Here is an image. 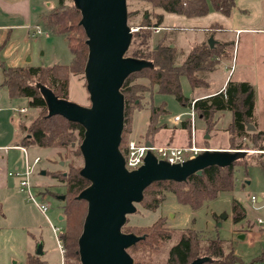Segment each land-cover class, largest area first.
Returning <instances> with one entry per match:
<instances>
[{"label":"rangeland","instance_id":"rangeland-1","mask_svg":"<svg viewBox=\"0 0 264 264\" xmlns=\"http://www.w3.org/2000/svg\"><path fill=\"white\" fill-rule=\"evenodd\" d=\"M19 1L25 4H27L26 1L29 2V19L23 13L19 20L7 18V24L11 23L12 27L0 29V45H2L0 59L6 66L69 65L72 62V53L68 48L65 35L46 29L41 20L43 14L57 6L58 0ZM126 2L127 11L130 12L129 24L132 25V29L141 28L136 25L142 24V17L147 11L149 15L154 11H161L163 16L165 15V21L163 20L164 22L162 21L163 23L158 27L160 28L158 32H154V27L150 28V26L145 27L147 29L145 31H149L151 46L162 40L164 44L174 45L177 50V64L182 62L195 44L207 42L210 37V31H203L206 29L201 30L197 27L210 24L215 41H220L221 37L231 38L229 39L230 45L225 47L229 52V57L228 59L221 58L227 61L219 63L215 70L206 74L209 87L192 88L188 78L182 76L180 78L181 93L185 98L192 99L190 101L192 103L196 96L217 89L226 77L231 81H248L256 93L254 112L256 129L254 131L264 130V32L255 33L246 30L247 28L264 27L262 21L264 0H234L230 15L209 12L203 18L168 13L155 9L144 1L126 0ZM66 3L69 4L70 0H66ZM213 26L215 28H212ZM238 28H243V30L235 35L234 32ZM37 29L40 33H34ZM246 62L247 67H244ZM225 64L226 67H224ZM134 80L143 87L150 84L144 78L136 77ZM1 83L0 70V107L2 110L0 112V142H4L6 138L12 137L14 132L18 131L19 119L29 121L37 116L40 110L28 108L25 98L9 99ZM68 100L89 106V96L83 77L70 74ZM162 107L165 115L162 113ZM22 109L24 110L21 111ZM190 110L189 106H183L173 95L159 93L156 85H153L148 94L136 100V106L132 105L127 110L121 140L138 143L149 141L162 145L163 138H168L169 133L175 135L178 129L185 128L186 130L180 131V137L186 145H175L176 141H173V144H167L185 147L189 145L192 137L191 121H188L189 116L187 115ZM175 115H181V122L177 125L170 122ZM214 121L208 126L194 115L196 146L206 149L211 145H218L227 150H235L233 147L241 141L250 143L249 139L238 137L234 138L233 143L231 142L233 141L230 138L232 132L228 131L232 121L230 111L217 112ZM250 125L253 126V124ZM247 132L253 131L247 130ZM165 133L168 134L165 135ZM11 143L9 139L7 145ZM24 150L22 147L6 148L7 154L0 153V169L6 168V173L8 170L13 173L21 172L24 170L26 157L30 164L36 157H39L40 162L32 166L31 182L36 187L34 191L38 190L40 193L36 194L35 198L38 202L48 203L49 209L46 217L28 199L26 193L19 192L15 188L0 189V264H27V253L35 254L39 244L42 246V253H46L42 257L44 264H60V248L51 225L57 227L58 235L64 230V221L59 219L62 216L64 199L61 200L59 197L64 196L65 190L59 184L57 185V181L53 180L50 174L58 170L67 172L70 164L74 167H82V155L81 157L74 156L65 149L37 146L26 147ZM246 152L251 155L247 158L251 163L246 170L243 167L236 169L233 190L219 192L215 199L196 210L179 203L175 193L167 185L153 190H158L164 195L163 201L156 209L148 210L143 204H136V211L127 215L124 225L149 227L155 221L162 219L164 228L172 233L169 239L161 243L150 244L149 248L139 247L135 252L136 258L147 264H167L170 247L177 242L182 230L190 228L204 238H218L227 241L234 253L245 264H264V150H246ZM42 171H45V174H42ZM251 197H254L256 201L253 202ZM233 200H237L245 210L246 216L239 223H234L232 220ZM258 220H262L263 223L259 224ZM239 235H243V238ZM32 257L36 259L35 255Z\"/></svg>","mask_w":264,"mask_h":264},{"label":"trees","instance_id":"trees-1","mask_svg":"<svg viewBox=\"0 0 264 264\" xmlns=\"http://www.w3.org/2000/svg\"><path fill=\"white\" fill-rule=\"evenodd\" d=\"M149 3L155 9L182 15L186 17H202L211 11L219 12L225 16L230 15L234 0H138ZM128 14V24L130 12ZM152 14V15H151ZM147 11L142 17L141 27L133 31L131 44L125 55L138 58L145 63V67L129 75L122 84L120 91L124 96V118L127 110L136 106V100L151 91L156 85L158 92L173 95L183 106L191 108V100L181 93L180 78L186 76L192 86L208 87L206 74L215 70L221 58L228 59L229 52L225 49L230 43H218L210 48L207 42L195 44L185 55L182 62L177 64V50L174 45L164 44L163 40L150 45V34L145 27L161 26L162 12ZM81 15L73 1L67 4L66 0H58L56 7L41 16L45 28L53 33L63 34L66 37L68 48L72 53V62L69 65L42 66H6L0 59L2 73L1 86L5 87L10 99L25 98L28 108H37L40 113L33 119L18 120V138L16 146L42 147L52 149H65L72 155L80 154V143L83 139V127L68 121L60 115L48 116L46 102L41 94L40 87L49 88L58 98L68 99L69 76L79 75L84 78V67L88 55L86 35L79 25ZM154 18V19H153ZM132 27L131 24H129ZM212 28H215L214 26ZM220 28V27H219ZM213 36L212 29L210 36ZM140 77L148 80L149 85L143 87L135 82ZM86 86V84H85ZM150 88V90H149ZM255 108V93L253 86L247 81L229 80L225 88L217 93L193 99L192 109L195 115L206 125H211L217 112L228 110L232 113L229 126L230 137L249 139L250 143L243 141L233 148L237 150H264V130L247 132V125L253 124ZM190 122V119L188 118ZM122 141V140H121ZM129 140L120 143V151L125 155ZM248 152L232 164L221 166H208L200 175L193 174L184 182L157 181L151 183L143 191V204L148 210H154L164 199L163 193L153 191L167 185L176 195L177 201L196 210L205 203L215 199L221 191H231L235 185L236 169L245 170L251 161H248ZM253 161V160H252ZM255 161V160H254ZM82 167L70 164L69 170L51 172L50 177L57 181L65 190L62 204V220L64 230L58 235L63 252V264H80L78 255V238L87 210V203L78 199V194L89 185V181L80 175ZM232 220L234 223L242 221L246 214L242 205L233 200ZM122 232L144 236L135 245L129 247L127 252L133 258V264L142 263L137 259L135 252L139 247L149 248L150 244L161 243L169 239L171 231L164 228L162 219L155 221L151 226L122 227ZM155 242V243H154ZM198 257H207L203 264H245L238 257L230 243L218 238H204L200 233L188 228L182 230L177 242L168 252L167 264H188ZM27 264H43L38 258L27 256ZM251 264V263H250Z\"/></svg>","mask_w":264,"mask_h":264},{"label":"water","instance_id":"water-1","mask_svg":"<svg viewBox=\"0 0 264 264\" xmlns=\"http://www.w3.org/2000/svg\"><path fill=\"white\" fill-rule=\"evenodd\" d=\"M72 1L80 11L79 25L86 35L88 55L84 80L90 104L83 106L58 98L44 86L40 91L48 116L60 115L84 129L79 146L83 159L80 175L89 185L77 196L87 203L77 252L80 264H133L127 249L144 236L124 233L122 227L127 215L134 213L135 205L142 201L144 189L157 181L184 182L193 174L200 175L208 166H228L246 150L206 149L193 158L173 164L147 151L138 168L127 170L119 149L124 127V96L120 88L129 75L145 67L142 60L125 55L133 35L127 21V2ZM215 42L212 35L207 39L210 48ZM247 130L254 131L255 126L248 124ZM145 144L152 145L149 141ZM41 248L39 244L37 254L42 253ZM206 261L207 257H198L188 264Z\"/></svg>","mask_w":264,"mask_h":264},{"label":"built area","instance_id":"built-area-1","mask_svg":"<svg viewBox=\"0 0 264 264\" xmlns=\"http://www.w3.org/2000/svg\"><path fill=\"white\" fill-rule=\"evenodd\" d=\"M158 28V27H157ZM156 27L153 28L154 32H158L160 28L157 29ZM132 31H135L136 29H132ZM34 33H40V30L37 29L34 31ZM47 35V34H46ZM192 104L191 103V110L187 115L189 116V119L191 121V141L189 145L185 147H176V146H170V145H165V146H158V145H151V147L146 146L145 142L144 143H138L135 141H128L127 146H126V151L124 156V163L125 167L127 170H133L138 168L142 163L143 159L147 153V151H151L157 159L165 160L169 163H182L183 161L195 157L197 154L201 153L202 151L206 150L204 148H200L196 146L195 144V128H194V111L192 109ZM22 109L21 111H23ZM170 122L177 125L181 122V115H175L170 119ZM24 150V148H22ZM25 151V150H24ZM26 154V152H25ZM40 162V158L36 157L33 160V163L30 164L27 157L25 159V167L24 170L21 172H9V176H15L18 177V186L19 190L21 192H24L27 194L28 199L33 202L36 205V208L40 211L41 214L46 216V213L49 209V204L46 202H38L37 199L35 198L36 194H40L38 190H35V186L31 182V175H32V166L36 163ZM251 200L253 202L256 201L254 197H251ZM47 217V216H46ZM258 223L261 224L263 223L262 220H258ZM53 233L56 235V239L60 248V252L63 256V248L61 245V242L58 238L57 232V227L54 225H51Z\"/></svg>","mask_w":264,"mask_h":264},{"label":"crops","instance_id":"crops-1","mask_svg":"<svg viewBox=\"0 0 264 264\" xmlns=\"http://www.w3.org/2000/svg\"><path fill=\"white\" fill-rule=\"evenodd\" d=\"M26 3L27 4H25V3H22L21 1H19V0H0V9H1V11H0V29H6V28H11L12 26L10 25L11 23H8L7 24V18H16V19H21L22 18V13H23V15L25 16V15H27L26 16V18L27 19H29V2L28 1H26ZM211 12H215V11H211ZM217 13V12H216ZM209 14V13H208ZM207 14V15H208ZM207 15H205V16H207ZM7 16H11V17H7ZM205 16H202V17H195V18H203V17H205ZM163 20L165 21V15L163 16ZM163 21V22H164ZM262 21L264 22V16H263V18H262ZM162 22V23H163ZM27 23H28V21H27ZM21 25V24H20ZM211 25L209 24V25H206V26H204V27H197V28H200L201 30H202V28H205L206 30H203V31H207V32H209L210 30H211ZM219 29H221V28H219ZM241 30H243V28H238V29H236V32H234L235 33V35L238 33V32H240ZM246 30H250V31H253V32H264V27H256V28H247ZM220 31V30H219ZM252 32V33H253ZM229 39H231V38H227V37H221V39H220V41L218 40V41H216L215 43H220V42H222V43H226V42H229ZM0 48H2V45H0ZM1 50V49H0ZM264 60V59H263ZM227 61V60H226ZM225 60H222L221 59V62H220V64L221 63H224V62H226ZM264 62V61H263ZM219 65V64H218ZM217 65V66H218ZM22 66V65H21ZM227 65L225 64L224 65V67H226ZM244 67H247V62L244 64ZM3 79V78H2ZM210 79V78H209ZM229 80H231V79H229ZM228 80V78L226 77L225 78V80H224V82L217 88V89H215V90H213V91H211V92H208V93H203L202 95H200V96H196V98L195 99H197V98H201V97H204V96H207V95H210V94H214V93H217V92H219V91H221V90H223L224 88H225V86H226V84H227V82L229 81ZM233 81H244V80H233ZM207 82H208V80H207ZM248 82V81H247ZM208 87H209V82H208ZM254 89V88H253ZM254 93H255V90H254ZM10 99V98H9ZM255 101H256V93H255ZM256 103V102H255ZM2 110H1V107H0V112H1ZM254 112H255V108H254ZM162 113H163V115H165V110H164V108L162 107ZM255 118V117H254ZM170 119V118H169ZM169 129V128H168ZM168 129H166V130H168ZM181 130H186L185 128H180V129H178L177 131H176V133H175V135H173V133H169V137L168 138H166V137H164L163 138V143H162V145H167V144H173V141H176L174 144L175 145H178V146H184V145H186V143H184V142H182L181 141V137H180V131ZM166 134H168V133H165V135ZM188 136H189V132H188ZM17 138H18V131H15L14 132V135H12V137H9V138H6V140L4 141V142H0V153H2L3 155L4 154H7V152L5 151V149L6 148H10L11 146L12 147H14V148H19V146H16L15 144H16V140H17ZM9 139H10V142H12L11 144H9V145H7V142L9 141ZM147 142V141H146ZM189 142V141H188ZM153 144V143H152ZM153 145H159V144H156V143H154ZM162 145H159V146H162ZM206 149H208V150H227L226 148H221V147H219L218 145H211V147L210 148H206ZM235 150H237V149H235ZM6 165H8V162H6ZM5 169L6 168H4V169H0V189H8V190H11V189H16V190H19V186H18V178L16 177H10L9 175H8V173L9 172H11L10 170H8L7 171V173L5 172ZM17 172H20V171H17ZM18 188V189H17ZM19 192H21L20 190H19ZM43 249H44V247H43ZM46 253L45 252H43V253H41V254H37V253H35V254H33V252L32 253H27V256L28 255H31V256H33V255H35L36 256V258H37V256H39L38 257V259L40 260V261H42L43 262V264H44V259L42 258L44 255H45ZM60 264H63V256H62V254H61V252H60ZM27 256H26V259H27Z\"/></svg>","mask_w":264,"mask_h":264},{"label":"flooded vegetation","instance_id":"flooded-vegetation-1","mask_svg":"<svg viewBox=\"0 0 264 264\" xmlns=\"http://www.w3.org/2000/svg\"><path fill=\"white\" fill-rule=\"evenodd\" d=\"M60 197H61V196H60ZM60 197H59V198H60ZM60 199H61V198H60ZM61 200H63V199H61Z\"/></svg>","mask_w":264,"mask_h":264}]
</instances>
